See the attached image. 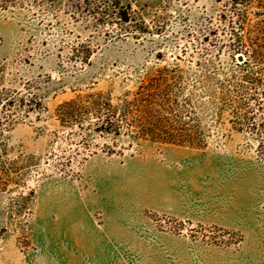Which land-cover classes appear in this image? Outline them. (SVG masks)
Returning a JSON list of instances; mask_svg holds the SVG:
<instances>
[{
  "label": "rangeland",
  "instance_id": "374dc122",
  "mask_svg": "<svg viewBox=\"0 0 264 264\" xmlns=\"http://www.w3.org/2000/svg\"><path fill=\"white\" fill-rule=\"evenodd\" d=\"M253 1L246 35L256 39L258 28L264 27V0ZM225 2L37 0L42 10L27 6L0 13V71H4L6 86L20 89L28 82L40 86L45 95L44 110L6 131L11 157L34 156L40 165L31 170L22 186L0 188V264H65L75 237L71 209L79 200L92 208L90 216L96 229L105 232L109 210L119 202V191H124L125 184L128 201L142 202L141 182L153 181L159 171L176 169H189L192 188L200 194L208 188L221 189L225 202L247 205L249 215L241 229H227L244 235L240 248L256 253L264 248V160L256 156L253 137L236 129L226 108L239 107L237 93H227L225 86L237 84L232 74L237 71L239 75L246 57L234 58L229 37L221 29L209 33L217 28V23H211ZM124 11L134 13L138 28L147 32H137L118 20L114 12ZM238 30L242 33V25ZM262 40L264 44V37ZM79 47L91 48L88 62H82V55L73 51ZM255 61L244 67H252L261 77L254 94L257 102L252 101L251 107L258 109L262 120L264 56ZM156 62L161 66L177 63L185 70L194 106L210 135L208 147L199 150L146 144L141 151L133 149L124 156L98 151L79 164L78 146L69 142V132L60 126L57 107L90 93H104L105 98L111 95L117 104L136 88L147 66H156ZM84 137L92 147L109 140L91 132ZM70 164H78L74 173L60 171ZM154 183L147 185L153 188L160 184ZM150 198L159 200L150 195L147 201ZM147 210L155 212L145 208L143 217H148ZM179 221L162 218L159 225L164 229L155 224L166 235L187 237L193 246L208 245L203 239L208 243L230 239L217 230L192 232V227Z\"/></svg>",
  "mask_w": 264,
  "mask_h": 264
},
{
  "label": "trees",
  "instance_id": "16d2710c",
  "mask_svg": "<svg viewBox=\"0 0 264 264\" xmlns=\"http://www.w3.org/2000/svg\"><path fill=\"white\" fill-rule=\"evenodd\" d=\"M36 4H39L37 0H0V13L27 6L43 9V5ZM253 4V0H226L224 9L216 21L211 23H217V28L209 29V33L221 29L229 37V49L234 58L237 55L246 57L242 66H239V75L237 71L232 74L233 80H238L237 84L231 85L229 82L225 86L227 93H232V90L237 93L239 107L226 108L231 112L236 129L239 132L246 131L253 137L256 156L264 160V117L260 120L258 109L251 107L252 101L257 102L254 94L261 85V77L252 67L245 68L248 61L256 62L255 60L264 56V27L258 28L256 39L246 35V30H249L246 27L249 10ZM114 14L122 23L130 25L131 29L147 32L146 29L138 28L134 13L124 11ZM238 25H242V33L238 32ZM258 36H262L260 40ZM73 51L82 55V62H88L91 56L90 47L74 48ZM155 64L153 67L147 66L145 73L139 76L136 88L127 92L117 104L112 102L111 95L105 98L104 93H90L86 96L79 95L57 107L56 117L60 126L69 132V142L78 146L79 164L98 151L107 155L124 156L133 149L141 151L146 144L159 148L180 146L199 150L208 147L210 135L194 106V94L186 79L185 70L177 63L163 66L160 62ZM3 74L4 71H0V188L8 189L9 186L19 187L25 184L31 170L39 167L40 163H37L38 159L34 156L24 157L20 154L11 157L6 131L29 118L32 113L44 110L45 95L40 93V86L35 87L28 82L20 89L7 87ZM88 132L107 137L108 143L103 146L95 145L96 147L87 145L84 135ZM93 148H96L95 152ZM77 165L64 166L60 171L74 173ZM56 167L58 168L54 166ZM146 215L161 229H164L159 225L162 218L178 221L174 217L161 216L150 210L146 211ZM179 222L184 227H192V232L217 230L223 236H230L228 240L220 238L209 243L203 239L208 245L233 246L239 249L244 242V235L233 229L218 225L205 226L192 221ZM196 226L199 230L194 229ZM170 232L174 233L172 230ZM204 238L208 237L204 235Z\"/></svg>",
  "mask_w": 264,
  "mask_h": 264
},
{
  "label": "crops",
  "instance_id": "0c3cea01",
  "mask_svg": "<svg viewBox=\"0 0 264 264\" xmlns=\"http://www.w3.org/2000/svg\"><path fill=\"white\" fill-rule=\"evenodd\" d=\"M190 176L189 169L159 171L153 181L141 182L142 202L128 201L125 184L124 191H119V202L109 210L105 232L96 229L90 216L92 208L79 200L71 209L75 237L65 264H264V248L256 253L244 247L234 251L193 246L187 237L166 235L151 218L143 217L142 211L149 208L180 221L240 230L248 218V206L225 202L221 189L208 188L200 194L192 188ZM154 182L160 184L153 188L147 185ZM166 185L169 188H164ZM150 195L159 200L147 201Z\"/></svg>",
  "mask_w": 264,
  "mask_h": 264
}]
</instances>
